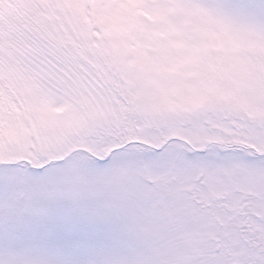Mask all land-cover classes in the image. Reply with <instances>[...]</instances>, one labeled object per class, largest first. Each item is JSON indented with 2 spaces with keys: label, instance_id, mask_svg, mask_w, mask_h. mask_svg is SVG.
Returning a JSON list of instances; mask_svg holds the SVG:
<instances>
[{
  "label": "snow or ice",
  "instance_id": "obj_1",
  "mask_svg": "<svg viewBox=\"0 0 264 264\" xmlns=\"http://www.w3.org/2000/svg\"><path fill=\"white\" fill-rule=\"evenodd\" d=\"M0 264H264V0H0Z\"/></svg>",
  "mask_w": 264,
  "mask_h": 264
}]
</instances>
